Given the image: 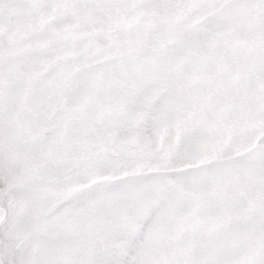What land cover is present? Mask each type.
<instances>
[{"label":"snow or ice","instance_id":"obj_1","mask_svg":"<svg viewBox=\"0 0 264 264\" xmlns=\"http://www.w3.org/2000/svg\"><path fill=\"white\" fill-rule=\"evenodd\" d=\"M0 264H264V0H0Z\"/></svg>","mask_w":264,"mask_h":264}]
</instances>
